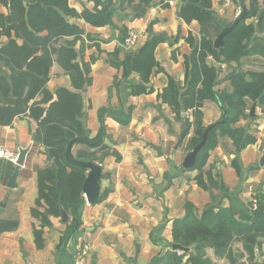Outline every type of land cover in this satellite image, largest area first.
Listing matches in <instances>:
<instances>
[{
  "label": "crops",
  "instance_id": "crops-1",
  "mask_svg": "<svg viewBox=\"0 0 264 264\" xmlns=\"http://www.w3.org/2000/svg\"><path fill=\"white\" fill-rule=\"evenodd\" d=\"M250 1L246 0L247 8ZM159 4L157 0L149 6L141 0H69V6L78 13L107 7L111 14V23L104 26H94L80 17H68L70 23L84 29L76 48L80 50L83 45V58L91 62V82L82 93L84 139L95 143L101 138L96 146L74 144L72 153L75 156L79 144L98 149L97 156L101 158L94 163L103 164L101 197L95 203L84 197L79 230L65 244L62 238L66 224L56 217L52 227L45 228L44 248H37L33 224L38 221L32 216V207L39 194L36 169L48 163L45 148L34 143L32 130L37 124L28 118L16 117L12 125L0 126V148L18 155L20 149L31 146L17 188L7 187L16 164L0 157L3 164L0 217L19 220L17 229L0 236V264H74L77 245L82 240L91 245L86 264H156L166 252L173 250V222L186 215V202L194 205L197 218L209 208L218 211L220 207L232 208L235 217L243 222L264 215V166L260 165L264 109L259 103L255 119L241 118L236 124L247 129L256 141L237 149L229 136H220L218 146L210 151L203 171L206 184L210 186L212 180L213 187L200 186L196 181L199 170L186 169L183 165L194 149H190L193 130L183 135L184 118L193 120L192 111H182L178 116L163 92L170 78L183 88L181 92L185 90V59L192 52L189 38L199 40L201 24L196 19L187 22L179 16L180 7L190 4L189 0ZM260 4L264 9L263 0ZM238 5L233 0H211L209 8L203 2L196 4L213 13L220 31L235 20ZM144 7L147 10L143 13ZM0 13L8 14V8L1 2ZM258 21L259 14L247 23ZM132 31L139 38L136 46L129 49L124 39ZM154 36L162 41L155 49L158 65L150 78L142 79L137 71L127 73L122 63L128 56L142 51ZM262 38L264 32L257 31L250 47ZM249 49L224 67L223 63H216L221 69L217 100H207L202 107L207 127L225 119L231 81L240 74L264 69V58ZM71 84L70 76L55 63L49 87L55 90ZM252 105L250 101L248 111ZM254 193L259 197L258 208L252 204ZM207 252L215 262L229 264L213 249ZM259 257L264 259V239Z\"/></svg>",
  "mask_w": 264,
  "mask_h": 264
},
{
  "label": "trees",
  "instance_id": "trees-1",
  "mask_svg": "<svg viewBox=\"0 0 264 264\" xmlns=\"http://www.w3.org/2000/svg\"><path fill=\"white\" fill-rule=\"evenodd\" d=\"M141 1L149 6L154 0ZM233 1L239 4L240 0ZM0 2L8 8V14L0 13V126L12 125L16 117L36 122L32 130L34 143L45 148L48 163L36 169L39 194L32 207V216L38 221L33 224L35 243L37 248H44L45 228L52 227L53 218H62L65 211L68 216L62 238L65 244L80 227V209L85 200L83 185L88 174L85 166L68 161L66 151L70 141L86 136L82 93L91 82V62L83 58L84 46L80 50L76 48L84 29L70 23L68 17L76 16L94 26H104L111 23V14L107 7L78 13L69 6V0ZM189 2L180 7L178 14L187 22L198 20L201 36L199 40L189 38L192 52L185 59V90L181 92L183 88L170 78L163 97L178 116L182 111H192L193 120L184 118L183 135L193 130L190 143L193 149L208 128L204 125L202 107L207 100H217L221 69L216 63L231 64L246 48L264 58V38L250 47L255 33L264 32V9L261 0H251L246 17L224 37V44L216 48L213 39L220 33L217 18L196 6L203 2L209 8L211 0ZM258 14L257 24L247 23ZM161 41L162 38L154 36L142 51L128 56L122 63L126 72L137 71L142 79L148 80L158 65L154 53ZM55 63L70 76L71 87L60 86L55 90L49 87ZM231 86L226 97L225 122L210 131L193 168L199 170L196 181L203 188L213 187L212 180L210 186L206 184L203 168L210 151L218 146L220 136H229L237 149L256 141L247 129L236 124L241 118H256L248 111L250 101L264 109V69L240 74L231 81ZM97 153L98 149L84 144L75 150L76 158L85 161H100ZM53 163L55 168L50 166ZM2 166L0 163V172ZM185 208L186 215L173 222L172 235L174 243L190 251L170 250L156 264H219L208 255L210 248L229 264H264V259L259 257L264 239V215L243 222L235 217L232 208L220 207L218 211L209 208L197 218L192 203L186 202ZM18 226L17 218L0 217V236ZM237 244L241 247L236 248Z\"/></svg>",
  "mask_w": 264,
  "mask_h": 264
},
{
  "label": "water",
  "instance_id": "water-1",
  "mask_svg": "<svg viewBox=\"0 0 264 264\" xmlns=\"http://www.w3.org/2000/svg\"><path fill=\"white\" fill-rule=\"evenodd\" d=\"M153 4V2L151 3ZM239 5L242 7V12L235 18V20L232 22V24L224 26L219 35L216 37V39L214 40V46L216 48L221 47L224 44V37L229 34L245 17H246V13H247V5H246V0H240L239 1ZM147 10V7H144L142 12L144 13ZM256 106H257V102H255L252 107L250 108V115L255 116L256 115ZM225 122V119H223L220 122H217L215 124H212L211 126H209L206 131L203 134L202 140L194 147V149L187 155V157L184 160V167L186 169H192L195 167L196 162H197V156L199 154V152L204 148V146L207 143L208 140V136L210 131L217 126L220 123ZM101 138L99 141L95 142V143H89L87 142L84 138H76L72 141H70L67 151H66V157L68 159L69 162L74 163V164H79V165H83L88 169V174L86 177V180L84 182L83 185V193H84V197L85 199L90 202V203H95L97 201H99L100 197H101V178L103 176V172H102V167L99 164H96L92 161H85V160H80L77 159L73 153H72V149H73V145L76 143H86L90 146H96L100 143ZM31 146H28L26 148H22L20 149V152L18 154V160L16 162L14 171L12 173V175L10 176L8 182H7V187L8 188H17L18 187V176L20 174V170L22 168V166H24L25 161H26V157L28 152L30 151ZM260 165L264 166V149H263V153L262 156L260 158ZM52 168H55L56 165L53 163L50 165ZM3 205V203L1 204ZM67 214L65 211L62 212V221L66 222L67 221ZM173 250H180V251H190V248H185L180 244H173Z\"/></svg>",
  "mask_w": 264,
  "mask_h": 264
},
{
  "label": "built area",
  "instance_id": "built-area-1",
  "mask_svg": "<svg viewBox=\"0 0 264 264\" xmlns=\"http://www.w3.org/2000/svg\"><path fill=\"white\" fill-rule=\"evenodd\" d=\"M157 2L162 3H173V0H157ZM159 4V5H160ZM242 7L240 5L237 6V16L242 12ZM236 16V17H237ZM139 34L132 31L130 32L124 39V45L129 48L133 49L137 42H138ZM224 67L225 65L222 64ZM0 157L7 158L9 161H11L13 164H16L18 160V155L14 154L12 152H9L5 148H0ZM101 167H103L102 163H99ZM252 204L254 208H258L259 206V197L256 193L253 194ZM90 242L87 240H82L78 243L77 249L74 255V264H86L87 257L90 252Z\"/></svg>",
  "mask_w": 264,
  "mask_h": 264
}]
</instances>
